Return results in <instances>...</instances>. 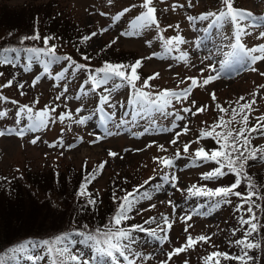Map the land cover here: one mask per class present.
<instances>
[{"label": "rangeland", "instance_id": "374dc122", "mask_svg": "<svg viewBox=\"0 0 264 264\" xmlns=\"http://www.w3.org/2000/svg\"><path fill=\"white\" fill-rule=\"evenodd\" d=\"M205 1L207 2V0H192L194 6L189 8L187 7V0H154V6L158 10L157 17L163 28L162 34L165 38L176 34L183 35L188 43L181 45V50L187 51L189 58L186 61H180L175 58L179 53L175 52L171 57L163 59L153 57L144 60L139 70L141 79L137 81V85L141 86L143 80L154 73H159L156 78L149 80L150 90L153 92L187 87L191 83L190 80L186 79L187 77L197 78L199 86L192 89L187 100L182 103L173 102L172 107L169 108V111L173 113L171 116L163 117L159 113H154L152 118L156 121L155 126L150 127L149 131L142 136H134L133 133L143 131L145 127H149L147 119L140 120L137 126L129 124L119 129L110 123L108 127L115 133L111 136L107 135L104 128L100 126L98 114L94 115L91 121L84 125L73 123L80 115H89L96 111L98 94L85 97L83 101L75 99V96L79 94V85L86 77V73L83 72L68 76L66 83L69 85V91L66 94L68 97L66 100L64 98L60 101L55 100V97L63 90L65 82L54 81L51 77H44L35 87H32L33 75L40 71L39 65H35L33 71L29 73L17 68L22 77L21 80L26 82L25 95L21 96L19 94L15 84L2 90L3 95L16 99L21 104H31L38 98L39 103L35 105L36 109L58 105L57 113L72 111L73 115L71 119L66 118L64 122L57 120L56 123L50 124L48 128L35 133L34 135L40 137L36 144L31 143L32 133L22 139L15 135L0 136V174L19 173L25 177L28 171L46 169L56 164L63 167L66 164H72L74 167L84 164L89 169L96 168L92 184L98 194H103L107 189V183L113 180L126 181L127 186H123L129 188L132 185H137L138 181L148 180L149 177L155 176V180L144 185L140 193L143 195L144 192H148L152 198L150 200H140L133 211L129 213L131 218L127 220L125 227L137 224V222L143 223L140 225L145 229H155L158 236L164 235L159 231V229L165 227L162 216L169 218L172 227L167 232L168 240L163 243L146 231H133L135 242L132 251L141 254L140 257L136 258L137 264H161L162 261L167 260L166 254L169 251L175 247H180L186 242L189 234L193 237L201 234L210 236L211 241L210 243L200 242L194 248H189L185 252L173 256L168 264H185V261H187V264H205L204 257L212 251L227 252L231 255H238L240 252L239 247L238 250L235 248L237 245L234 241L240 239L243 235L245 228H241L239 219L241 216L246 218L247 212L237 210L238 200L233 201L230 197L231 203L222 204L218 209L211 211L209 215H204L202 213L209 211L208 206L211 201L203 197L189 198L186 191H178L177 188H173L171 183L163 180L165 172L169 175L175 172L178 177L177 187L179 189H186L193 184L206 185L211 188L219 185H230L233 181L221 183L222 178L218 181H204L201 173L207 172L216 166L204 161L193 164L191 156L183 153V145L193 142L190 143L189 153H194L198 147H201V144L204 145L205 143L207 145L206 138L209 137L201 138L198 142H195L201 130L210 129L218 121L220 115H225V119H228L231 115L230 106L235 107V102L241 96L252 99V94L256 93V103L253 106L254 111L250 115L249 126L256 122L257 117L264 114V89L259 88L260 85H264V76L260 75L264 72V62H257L254 66L232 62L221 69V61L225 58L223 53L230 51L229 44L234 42L231 25H226L220 32L214 28L205 33L203 29L208 22L197 21L195 27H193L187 21L186 17L188 15H198L219 9L220 2L205 4ZM38 2H49L60 8L62 11L61 16H68L73 25L76 24L80 28L78 34L86 31L85 35H89L91 32L96 31L98 33L96 37H93L91 41L81 43L83 50L93 57L103 59L109 56H118L120 50L129 51L133 57L141 58L150 56L153 51H161L159 30L155 28L148 29L135 37L120 36L115 45L101 51L107 43L123 32L129 23L135 19L136 15L140 13L142 10L141 0H112L111 4L107 0H0V3L17 8L23 4ZM172 3L184 4L185 6L172 9ZM234 3L237 8L250 10L256 15H264V0H234ZM124 8L130 9L128 15L125 14L116 24H111V17ZM101 13H107V15H101ZM168 25L172 27H166ZM177 25H179L178 28ZM106 27L109 30L101 34L100 29ZM2 30L3 28H0V38L7 35ZM261 30H264V28H250L251 35L243 36L242 43L248 47L264 43V39L258 36ZM82 37L78 38V43L81 42ZM200 37L205 38L202 40L200 47L197 48L196 40ZM146 40L152 41L151 46L145 44ZM69 53L75 55L77 50L72 49L71 52L69 50ZM205 57H210V59H205ZM209 64L214 65L216 71L208 68ZM66 66L67 62L53 65V71H59ZM252 67L258 70L252 71ZM0 72L4 73V76L0 77V83H4L10 78V72L6 67H0ZM217 72H219V79L212 81L209 85H202V81L207 75H216ZM181 81L183 83H180ZM213 92L216 95L215 101L211 98ZM130 94V87H123L113 94L114 99L119 101L120 105H123L114 109L117 113V120L125 111L131 114L132 109L127 104ZM191 101H195V105ZM82 102L84 104L82 111L75 112V109ZM217 103L224 108H228L229 112L227 114L220 113L219 109L216 108ZM65 104L67 108H65ZM200 106H205V110L196 112L195 115L180 111V114L184 116V120H175L176 111L189 107L195 112L196 107ZM3 107H8L10 114L6 119H0V127H11L14 121L12 113H14L16 106L0 104V108ZM127 119H131V115ZM173 122L177 127H173ZM24 123L26 124L27 121L25 120ZM185 125H187L188 131L183 133L181 129ZM232 126L238 128L240 125L233 124ZM161 128H171L172 131H160ZM61 129H64V131H61ZM216 131H220V129L217 128ZM176 132H181V135L177 143L173 145L170 141ZM91 133L100 134L104 138L92 144L90 141L95 136ZM61 136L64 141L63 145L49 146ZM78 137H83V141H80ZM252 141L264 144V136L254 133ZM69 144H74L75 147L69 148ZM160 145H163L166 151L162 150ZM213 148L217 147L214 146L211 149ZM138 149L140 151H137ZM177 149L181 151V156L176 159L174 168H162L153 159L154 157L174 156ZM109 150L119 155L115 158L110 157L108 155ZM104 161H107V163L103 169L97 170V166ZM263 164L262 161L256 164L260 169L255 174H261L260 179L264 180V173L260 172ZM255 174L249 175L254 179ZM157 184L162 185L158 191L156 190ZM169 200L176 205L175 210L168 203ZM152 204L155 205L154 208H150ZM200 204H204L205 208L200 210L201 214H196L193 210ZM185 214H191L192 219L186 222L182 221L180 218ZM153 217H155L154 222L146 223ZM186 227H188V232H185ZM233 229H238L235 235ZM72 239L76 241L72 245L74 252L81 253L85 259L93 255L88 246L80 243V238L72 236ZM36 252L37 254H44L41 249H37ZM24 264H31V262L25 260ZM39 264H48V257L45 256V259L40 261ZM121 264H123L122 258ZM220 264H239V262L221 258Z\"/></svg>", "mask_w": 264, "mask_h": 264}, {"label": "snow or ice", "instance_id": "6c2138e0", "mask_svg": "<svg viewBox=\"0 0 264 264\" xmlns=\"http://www.w3.org/2000/svg\"><path fill=\"white\" fill-rule=\"evenodd\" d=\"M109 4L112 0H107ZM184 4L172 3L171 8L184 7ZM192 0H187V7H193ZM142 10L135 19H133L127 28L121 32L118 36L113 38L107 43L101 51L107 48H111L120 39V36L135 37L141 35L142 32L155 28L159 30V41L161 51H153L148 57H141L134 62H111L105 60L100 67H91L90 57L82 53V59L85 62H77L70 55L57 54V44L50 43V41L57 39V37L51 35L41 36L39 30L34 26L33 33L31 35H24L18 39V46L3 45L0 46V67L11 66L12 68H21L23 72L29 73L33 71L35 65L40 66V71L33 75L31 85L35 87L38 82L44 77H51L54 81L65 82L63 90L55 97L56 101H60L62 98L68 99L67 92L69 91V85L66 80L69 75H76L77 73H86V77L79 85V94L75 96L76 100L83 101L85 97H89L93 94H98V100L96 105V111L89 115H80L78 119H75L73 123L77 125H84L91 121L94 115L99 116L100 126L104 128L107 135L111 136L115 133L111 131L108 125L111 123L115 128L119 129L122 126L131 124L137 126L140 120L147 119L149 127H145L143 131L134 132V136H142L147 133L150 127L155 126L156 121L153 119L154 113H159L163 117L171 116L173 113L169 111L173 102L182 103L187 100L192 89L199 86L198 80L195 77H187L191 83L189 86L182 89H163L158 92L150 90L149 80L156 78L159 73H154L152 76L143 80L141 86L137 85V81L141 79L138 69L142 67L143 61L152 59L153 57H171L173 53L178 52L179 55L175 57L180 61H186L189 58L187 51L181 50V45H185L188 41L181 34H176L171 37L165 38L163 28L157 17V8L154 6V0H141ZM130 11L129 8H124L111 17V24H116ZM101 15H107V13H101ZM193 27L197 21L208 22L207 26L203 29L207 33L210 29H216L218 32L222 30L226 25H231L233 32V41L230 42V51L224 52V59L221 61V69L224 66L231 64L232 62L240 63L241 65H256L257 62H264V43H259L252 47L246 46L242 43V38L245 35H251L249 29H261L264 28V15H256L250 10L237 8L234 6V0H221V7L215 11H208L200 13L198 15H188L186 17ZM111 27V25H109ZM171 28V25L166 26ZM177 28L179 25L176 26ZM109 28L100 29V33L107 32ZM97 32L93 31L89 35H85L81 38V43L91 41L93 37L97 36ZM222 34V33H221ZM12 33H9L11 36ZM259 38L264 39V30L259 31ZM205 37L197 38L196 47L199 48L202 40ZM27 41L37 42L39 41L41 46H25ZM145 44L151 46L152 41L146 40ZM210 59V57H205ZM61 62H67L66 67H62L59 71H53V65L60 64ZM208 68L216 71L215 66L208 65ZM252 71H257L255 67L251 68ZM203 71V69H202ZM264 76V72L260 73ZM4 76L3 72H0V77ZM17 73H13L12 77L7 79L4 83H0V104H11L16 106L14 113L13 125L11 127H0V136L15 135L19 138H24L29 133L33 134L31 139L32 144H36L40 137L34 135L40 130L46 129L50 124L56 123L57 120L64 122L66 118L71 119L72 111H64L57 113V107L45 106L41 109H36L35 105L39 103V99H35L31 104H21L16 99H11L3 95L2 90L12 87L14 84L21 96L25 95L24 88L26 82L16 79ZM219 79V72L216 75H207L203 79L202 85H209L212 81ZM180 83H183L181 81ZM123 87H130L131 94L127 101L128 106L131 107V114L127 111L123 113L117 120V113L114 111L120 105V102L114 99V93ZM259 88L264 89V85H260ZM102 89V90H101ZM149 89V90H146ZM100 90V91H98ZM256 93L252 94V99H246L241 96L235 102L236 106L231 107V115L228 119H225V115H220L218 121L213 124L210 129H202L199 139L204 137L213 138L219 147L210 150H205L204 147H198L194 153H189L190 143L183 145V153L191 156L192 163L195 164L198 161L214 162L217 167L201 173V177L204 181H218L220 178L233 174L236 178L230 185H219L215 188L208 187L206 185L198 186L193 184L186 189H179L177 187L178 177L175 172L171 175L165 172L163 174V180L172 184L173 188H177L178 191L187 192L189 198L191 197H203L211 201L208 206L209 211L203 212L204 215H209L211 211L218 209L222 204L231 203L229 199L232 196L238 197L240 203L237 205V210H245L249 214L247 218L241 216L239 224L241 228L247 225L244 229L243 235L240 239L235 240L234 243L240 248L238 255H231L227 252L212 251L206 257H204L205 264H220L221 258L224 260H236L239 264H254L253 256L249 255L252 249H258L261 244L258 240L250 239L253 233L259 232L261 225L257 219L254 208H259L260 205L256 203L254 197L260 196L257 188L258 186L253 181L252 177L247 173L246 166L249 165V161L259 160L264 162V145L253 146L252 136L254 133H259L264 136V114L256 118V122L249 126L250 115L254 111L253 106L256 103ZM213 101L216 100L215 92L211 93ZM243 101V103H241ZM195 105V101H191ZM84 107L83 102L79 107L75 109V112L79 113ZM65 108L67 105L65 104ZM216 108L222 114L229 112L228 108H224L220 104H216ZM205 110V106L196 107L195 112L189 107H184L175 113V120L183 121L184 116L180 114V111L184 113L202 112ZM10 112L8 107L0 108V119H6ZM131 115V119H127ZM239 117V119H238ZM27 121L25 124L24 121ZM240 125L238 128L232 125ZM173 127L177 125L173 122ZM219 128L220 131H216ZM160 131H172L171 128H161ZM64 131V129H61ZM188 131L187 125L181 129V132L186 133ZM181 132H176L171 144L175 145L181 135ZM95 138L90 143L95 144L102 140L104 136L91 133ZM80 141H83V137H78ZM63 137H58L57 141L50 144V147H56L57 145H63ZM149 147L151 145H148ZM69 148L75 147L74 144H69ZM160 148L164 151L163 145ZM127 151V149H125ZM137 151H140L139 149ZM108 155L110 157H117L119 154L109 150ZM181 156V151L176 150L174 156H161L154 157L162 168L171 169L174 168L175 161ZM107 161L101 162L97 166V170L103 169ZM155 171V170H154ZM94 173L85 178L80 184L77 195L81 197H88L86 203L89 206H94L96 200L91 198V194L87 191V184L93 179ZM6 179V178H3ZM155 180V176L149 177L143 184L136 185L131 191H125L123 196H117L113 193V200L118 201V207L112 219L108 225L104 228H96L95 230H87V226H84V230H79L76 235L82 237L80 243L85 244L90 248L93 255L90 258H83L81 253L74 252L72 245L76 243L72 239V234L64 232L62 234L55 235L51 239H44L40 241H27L25 243L18 244L17 246L10 248L7 253L0 255V264H19L21 259L30 261L31 264H39L40 261L48 257V264H121V258L123 264H137L138 257L141 256L139 252H133L132 247L135 242L133 237V231L139 230L142 232H148L151 236L158 239L161 243L168 240L167 232L171 229L172 224L167 216H162L164 228L159 229L164 235H157L155 229H145L141 225H129L128 227H122L124 221L129 220L131 217L129 213L133 211L135 206L142 199L150 200L151 194L144 192L141 195V189L144 185L150 181ZM242 181H246V193H241L237 189L241 185ZM162 185L157 184L156 190L158 191ZM260 199H264V196H260ZM175 210L176 205L171 200L168 201ZM155 205H150V208H154ZM205 205L200 204L193 211L196 214H201L200 210L204 209ZM182 221H189L192 219L191 214H185L180 218ZM155 217L150 218L148 222H154ZM190 227V225H188ZM188 227L185 228V232H188ZM238 229H233L235 235ZM211 237L206 235H198L196 237L187 236L186 242L180 247H175L169 251L167 260L162 261L161 264H168V261L173 256L185 252L189 248H194L198 243H210ZM215 247V246H214ZM43 250L44 254H37L36 250ZM258 259V258H257ZM187 264V261H185Z\"/></svg>", "mask_w": 264, "mask_h": 264}, {"label": "trees", "instance_id": "16d2710c", "mask_svg": "<svg viewBox=\"0 0 264 264\" xmlns=\"http://www.w3.org/2000/svg\"><path fill=\"white\" fill-rule=\"evenodd\" d=\"M207 2L205 4H209V2L213 4L220 2L221 4V0H207ZM220 4L219 7H221ZM61 14V9L49 2L27 3L19 8L0 3V28H3L2 31L7 34L0 38V46H18V39L24 35H31L35 26L41 36L57 37V39L50 41V43L57 44V54L70 55L74 60L82 63L85 62L82 59V53L86 54L90 57V61L87 63H90L93 68L102 66L105 60L131 63L138 59L133 57L131 52L120 50L118 56H109L103 59L93 57L83 50L80 41L78 43V38L87 32L78 34L80 28L76 24L73 25L68 16H61ZM126 15L128 14L126 13ZM9 33L12 35L9 36ZM33 45L41 46L39 41H27L25 43V46ZM72 49L77 50L78 55H71L69 50L71 52ZM5 67L10 72V78L15 72L17 73V82L22 79L17 68ZM139 70L140 68L138 73H140ZM206 139L207 145L205 143L200 145L205 150H210L214 146L219 147L213 138ZM252 145L264 144L252 141ZM260 162L259 160L249 161V167L246 166L247 173L253 175L258 172L260 167H257L256 164ZM208 163L217 167L214 162ZM75 167L72 164H66L64 167L56 164L46 169L28 171L25 177L19 173L0 174V255L7 253L10 248L18 244L51 239L64 232H69L72 236L82 239L76 235V232L84 230L85 225L89 231L104 228L105 225L109 224L118 207V201L113 200V193L117 196H123L125 191H131L136 186L132 185L126 188L123 186L126 185V181L113 180L107 183V189L103 194H98L91 179L87 184V191L91 194V198L96 200V204L89 206L86 203L88 197H81L77 195V192L85 178L95 174L96 168L89 169L84 164ZM261 169L260 172L264 173V164ZM235 178L233 174H228L222 177L220 182H234ZM260 178L261 174L256 173L252 179L258 186L257 190L260 196H264V180ZM144 181L145 179L138 181L137 185L143 184ZM246 183V181H242L237 190L246 193ZM260 196L253 198L260 205L259 208H254V211L260 224L264 225V199H260ZM232 199L233 201L236 199L240 203L238 197L232 196ZM246 208L247 205H245V213ZM248 215L247 213L246 218ZM124 222L122 227H125L128 221ZM32 224L35 225L30 226ZM140 224L143 223L137 222V224L131 225ZM243 228H247V225ZM250 239L258 240L261 244L260 248L252 249L249 252V255L254 258V264H264V227H261L259 232L253 233ZM235 248L238 250V246ZM24 263V259L19 261V264Z\"/></svg>", "mask_w": 264, "mask_h": 264}]
</instances>
